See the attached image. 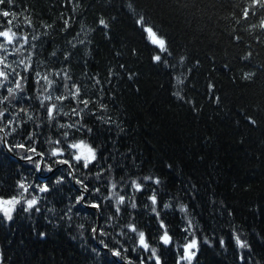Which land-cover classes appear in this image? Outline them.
<instances>
[{"label": "snow or ice", "instance_id": "6c2138e0", "mask_svg": "<svg viewBox=\"0 0 264 264\" xmlns=\"http://www.w3.org/2000/svg\"><path fill=\"white\" fill-rule=\"evenodd\" d=\"M18 3L0 0V152L17 156L28 167L17 169L11 185L0 189V214L10 222L18 211L40 212L50 198L63 205L69 222L74 210L79 215L84 208L94 209L85 216L90 220L88 237L107 250L103 255L113 257V264H198L202 244L218 245L225 253L231 249L235 264H264V248L258 251L248 233L237 230L231 220L227 235L214 229L205 231L191 214L189 204L172 192L161 175L142 174L143 161L130 154L133 150L121 152L118 142L109 147L103 135L112 127L118 133L125 132L123 121L116 115L121 105L114 84L127 79L135 83L137 93L141 92V73L130 60L123 59L126 53L122 49L135 61L147 52L152 67L165 71L169 95L196 116L203 111L193 95L198 93L194 73L201 59L191 55L184 43L139 6L138 0H119V9H114L117 14L97 15L93 27L84 23L93 7L89 0H60L62 10L41 19L40 33L36 32L33 10L27 6L22 9L26 13L23 29L12 26ZM231 15L236 24L248 22L243 31L256 28L257 23H251L250 18L256 19L264 33V0H248L240 15L235 10ZM125 16L136 33L131 48L114 43V25ZM233 33L231 39L238 46L243 37L235 28ZM97 35L112 48L104 68L97 60ZM254 40L259 42L261 36L255 35ZM245 47L247 51L239 55L241 65L251 64L254 55L251 42H245ZM25 52L29 54L23 55ZM77 65L79 73L75 71ZM223 67L231 73L237 71L228 61ZM239 71L242 82L255 76L246 67ZM233 79L237 77L233 75ZM205 96L217 108L224 103L211 78L205 84ZM239 111L248 127L259 128L256 116L247 109ZM233 123L239 128L241 121L235 119ZM5 166L0 161V170ZM166 167L174 169L172 163ZM69 185L74 186L71 195L65 192ZM185 193L189 199L197 197L196 184ZM220 203L224 209L220 215L226 211L234 218L233 210ZM177 210L178 223L173 220ZM48 211L55 212V208ZM85 227V223L78 225L79 229ZM47 234L39 233L42 237ZM256 236L264 243V235ZM91 251L101 254L96 247ZM2 260L0 252V264Z\"/></svg>", "mask_w": 264, "mask_h": 264}, {"label": "trees", "instance_id": "16d2710c", "mask_svg": "<svg viewBox=\"0 0 264 264\" xmlns=\"http://www.w3.org/2000/svg\"><path fill=\"white\" fill-rule=\"evenodd\" d=\"M89 2L93 7L84 21L88 27L94 26L97 15H116L114 9L120 7L119 0ZM247 2L138 0L139 6L148 11L178 42L184 43L191 55L201 59V66L194 73L198 93L193 95L203 106V111L196 116L188 106H181L173 100L169 95L165 71L152 67L147 52L135 61L127 55L126 49H122L126 53L123 59L130 60L141 73L138 80L141 92L137 93L135 83L127 79L114 84L121 105L116 115L123 121L125 132L118 133L112 127L103 135L109 147L118 142L121 152L131 148L133 151L130 154L143 161L142 174L161 175L172 192L177 193L182 202L189 204L193 210L191 214L204 226L205 231L214 229L227 235L231 220L237 230L248 233L250 241L259 251L264 248V243L256 236L257 233L264 235V33L260 32L256 19L250 18L251 23H257L256 28L243 31L242 28L248 27V22L236 24L231 15L233 10L240 15ZM59 5L60 0H19L14 9L18 15L11 18L12 26L23 29V16L26 13L22 9L27 6L33 10L36 32L40 33L43 31L41 19L47 20L50 15L61 11ZM130 23L125 16L114 25V43L117 46L121 42L127 48L134 45L136 33ZM234 28L243 37L238 46L230 35ZM255 35L261 36L259 42L254 40ZM96 41L99 49L97 60L99 66L104 68L107 59L111 58L112 48L102 35H97ZM245 42L253 44L254 55L251 64L241 65L239 55L247 51ZM28 54L23 53L25 56ZM210 57H214V61ZM225 61L231 62L237 71L231 73L225 69ZM241 67L253 70L254 78L242 82L239 79ZM75 71L79 73L78 65ZM233 75L237 79L234 80ZM209 78L216 83L217 92L224 100L220 108L205 96V84ZM240 109H247L248 114L256 116L260 120L259 128L248 127ZM235 119L241 121L239 128L233 123ZM0 161L6 165L0 170V189H7L17 174L16 170L28 166L5 152H0ZM168 163L174 165L173 170L167 169ZM192 183L196 184L199 195L189 199L185 189L190 190ZM73 187L69 185L65 192L71 195ZM221 201L233 210L234 218L228 217L226 211L223 216L220 215L224 211ZM50 208H55V212L48 211ZM62 208L63 205L50 198L41 206L40 212L18 211L14 217L15 227L5 224L0 214L2 261L6 264H113L110 256L103 255L105 251H101L100 255L91 251L92 247L97 246L94 239L88 237L90 220H86L85 216L93 210L84 208L79 215L74 210L70 214L73 219L69 222ZM144 211L147 212V209ZM178 217L177 210L173 216L174 222H179ZM57 220L59 226H56ZM80 223H85V229L78 228ZM41 231H46L47 236H40ZM197 259L198 264H235L231 249L225 253L218 245L202 244Z\"/></svg>", "mask_w": 264, "mask_h": 264}, {"label": "bare ground", "instance_id": "6f19581e", "mask_svg": "<svg viewBox=\"0 0 264 264\" xmlns=\"http://www.w3.org/2000/svg\"><path fill=\"white\" fill-rule=\"evenodd\" d=\"M2 218H3L5 224H7V225L10 224V225H12L10 227H13V226L15 227V221H14V219L12 221H10L9 223H6L4 217H2ZM94 243L96 244L97 248L100 249V251H105L103 248H100V245L98 244V242L96 240H94Z\"/></svg>", "mask_w": 264, "mask_h": 264}, {"label": "rangeland", "instance_id": "374dc122", "mask_svg": "<svg viewBox=\"0 0 264 264\" xmlns=\"http://www.w3.org/2000/svg\"><path fill=\"white\" fill-rule=\"evenodd\" d=\"M4 219H5V222H6V223H9V221H7L6 218H4ZM100 246H102V245H100ZM110 257H111V256H110ZM111 258L114 259L113 257H111Z\"/></svg>", "mask_w": 264, "mask_h": 264}]
</instances>
